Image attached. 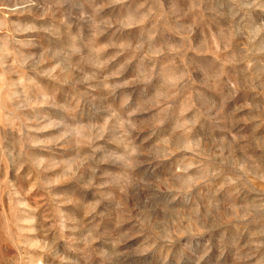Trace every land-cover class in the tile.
<instances>
[{
	"label": "rangeland",
	"instance_id": "1",
	"mask_svg": "<svg viewBox=\"0 0 264 264\" xmlns=\"http://www.w3.org/2000/svg\"><path fill=\"white\" fill-rule=\"evenodd\" d=\"M0 264H264V0H0Z\"/></svg>",
	"mask_w": 264,
	"mask_h": 264
}]
</instances>
